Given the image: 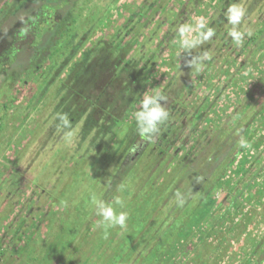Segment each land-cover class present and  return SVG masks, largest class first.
Listing matches in <instances>:
<instances>
[{"label":"rangeland","instance_id":"1","mask_svg":"<svg viewBox=\"0 0 264 264\" xmlns=\"http://www.w3.org/2000/svg\"><path fill=\"white\" fill-rule=\"evenodd\" d=\"M136 1L143 6L132 5L130 10L127 5ZM232 2L91 0L79 18L83 20L92 10L96 14L103 13L109 6L107 15L111 19L126 20L124 28L133 31L131 37H138L135 54L144 53V62L150 59L141 99L118 123L119 127L123 129L124 124L134 122V114L144 95L166 89L171 82L174 88L183 90L184 99L180 100L178 108L183 115L177 118L179 113L173 110L167 127L153 137L154 142L149 146L137 145L138 154L133 159L145 151L150 155V163L170 146L172 151L177 149L180 159H184L199 148L216 124L225 122L231 115H240L250 106L255 108L256 114L243 134L251 148L241 149L214 192L217 201L213 212L214 228L199 233L194 240L184 241V245L179 241V250L172 256L167 254L161 264H264V68H260L264 63V51L259 44L252 46L251 37L246 36L244 43L236 46L228 36L230 25L224 12ZM241 2L246 7L247 0ZM200 19H204L216 34L192 52L193 55L204 51L213 54L197 74L185 65L187 54L179 47L178 29L182 25L195 29ZM245 22L246 18L240 26L241 31L248 28ZM10 24V20H6L0 28L7 29ZM91 24L89 22L87 27ZM101 28L97 27L95 32L102 33ZM8 56L12 57L13 53ZM16 70L19 69L12 71L15 76L19 74ZM68 71L70 68L46 94L33 99V95L40 93L39 87L30 90L25 98H18L16 93L11 95L5 81L7 74L0 73V264H59L53 256L49 262L45 260L48 245L56 243V233L65 225L70 228L72 213L84 201L90 185L98 181L95 168L100 171L105 168L108 156L102 147L97 155L88 156L90 149L83 155L88 150L87 140L95 131L86 138L82 148L77 149L84 141L86 124L101 115L99 108L95 113L89 110L76 122L70 114L71 129L57 128L60 121L56 117L61 111L55 110L59 102V96L55 95L62 88ZM68 131L74 133L71 140L66 138ZM79 159L84 162L80 169ZM141 167L140 163L135 164V171ZM139 178L134 182L136 186L141 184V175ZM118 196L124 202L127 200L121 193ZM197 230L198 227H194L193 231ZM114 233H117L115 238H120L124 229ZM89 242L84 244L81 253L88 252Z\"/></svg>","mask_w":264,"mask_h":264},{"label":"trees","instance_id":"2","mask_svg":"<svg viewBox=\"0 0 264 264\" xmlns=\"http://www.w3.org/2000/svg\"><path fill=\"white\" fill-rule=\"evenodd\" d=\"M89 2L0 0V24L11 22L7 29L0 28V73L7 74L5 81L11 95L16 93L18 98H25L34 87L41 90L32 99L44 95L70 68L63 76L62 88L55 92V97L59 96L55 110L71 114L74 121L89 110L101 111L98 118L86 124L84 141L77 149L95 131L87 140L88 150L82 153L85 156L90 149L88 156H94L102 147L108 156L105 168L100 171L92 162L98 181L90 185L84 201L72 213L70 228L64 223L62 231L56 233V243L48 245L44 258L48 261L56 257L59 264H161L167 254L172 256L179 250L180 242L184 245V241L194 240L199 233L214 228L213 212L217 204L214 192L241 151L238 140L249 128L256 111L250 106L240 115L219 122L199 148L184 159H180L177 149L172 151V146L150 163V155L145 151L133 159L138 154L137 145L144 143L147 147L152 141L138 134L135 120L124 124L123 129L118 123L137 107L150 59L144 62V53L135 54L138 37H131L133 31L124 28L126 20L107 15L109 6L103 13L92 10L79 20ZM132 5L143 6L136 1L127 7L131 10ZM89 22L92 24L87 27ZM97 27L99 30L103 27L102 33L95 32ZM9 53L13 56L9 57ZM15 69H19L17 76L12 72ZM170 85L158 91L169 96L164 106L170 114L177 109L180 118L183 114L178 108L184 99L183 90L174 88L172 82ZM165 127L167 123L161 130ZM80 161H77L79 169L84 163ZM137 163L142 166L139 171H135ZM140 175L141 184L136 186L134 182ZM197 177H202L199 183ZM177 191L186 198L183 207L176 206ZM120 193L127 202L123 209L116 206L117 211L128 212L131 208L127 226L120 238L114 236L118 233L114 232H120L119 227L115 231L108 229L105 238L104 230L96 226L99 218L94 214L91 198L96 196L112 203ZM196 226L198 230L193 231ZM88 241L89 250L82 255ZM188 247L185 249L189 252Z\"/></svg>","mask_w":264,"mask_h":264},{"label":"clouds","instance_id":"3","mask_svg":"<svg viewBox=\"0 0 264 264\" xmlns=\"http://www.w3.org/2000/svg\"><path fill=\"white\" fill-rule=\"evenodd\" d=\"M246 15L247 9L241 0H233L224 12L227 24L230 25L227 34L236 46H241L246 36H252L251 31L240 30ZM178 32L180 37L179 47L187 56H191L190 59H185V65L199 74L204 68L205 61H210L213 54L209 51H204L193 55L192 52L210 41L216 34L215 30L208 27L204 19H200L196 23L195 29L191 25H182L179 27ZM166 101L167 96L161 91H154L152 94L144 95L139 109L134 114L137 132L142 138L153 141V137L160 134L161 126L170 118V112L164 106ZM56 118L60 121V124L57 125L58 129H71L72 121L67 113H58ZM73 135L72 131H68L66 138L71 140ZM238 147L248 150L251 148V144L247 139L241 137L238 140ZM201 179L202 177H197L196 182L199 183ZM175 203L177 207H183L186 203V198L180 191L175 194ZM91 204L95 216L99 218L96 226L104 230L105 238H107L108 229L110 228H126L129 213L124 210L117 211L116 206H119L120 209L124 208V201L119 196L115 197L112 203L92 196Z\"/></svg>","mask_w":264,"mask_h":264},{"label":"crops","instance_id":"4","mask_svg":"<svg viewBox=\"0 0 264 264\" xmlns=\"http://www.w3.org/2000/svg\"><path fill=\"white\" fill-rule=\"evenodd\" d=\"M247 15L246 22L244 23L245 27L248 25L246 31H251L252 36L250 38V42L253 47H257L259 44L264 51V0H247L246 3ZM256 17H261V19H257ZM257 21V22H253ZM259 38H258V36ZM250 58H253L250 56ZM264 56L262 57V60ZM260 68H264V63Z\"/></svg>","mask_w":264,"mask_h":264},{"label":"built area","instance_id":"5","mask_svg":"<svg viewBox=\"0 0 264 264\" xmlns=\"http://www.w3.org/2000/svg\"><path fill=\"white\" fill-rule=\"evenodd\" d=\"M232 218V217H231ZM230 219V218H229ZM224 222V221H223Z\"/></svg>","mask_w":264,"mask_h":264}]
</instances>
